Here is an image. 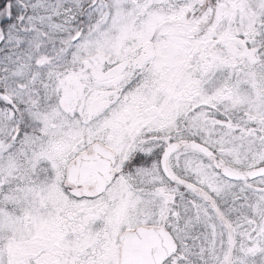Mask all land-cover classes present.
Listing matches in <instances>:
<instances>
[{
	"label": "snow or ice",
	"instance_id": "obj_1",
	"mask_svg": "<svg viewBox=\"0 0 264 264\" xmlns=\"http://www.w3.org/2000/svg\"><path fill=\"white\" fill-rule=\"evenodd\" d=\"M0 264H264V0H0Z\"/></svg>",
	"mask_w": 264,
	"mask_h": 264
}]
</instances>
